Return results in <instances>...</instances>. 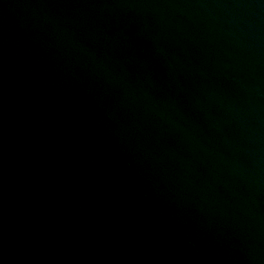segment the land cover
I'll return each mask as SVG.
<instances>
[{
    "label": "water",
    "instance_id": "water-1",
    "mask_svg": "<svg viewBox=\"0 0 264 264\" xmlns=\"http://www.w3.org/2000/svg\"><path fill=\"white\" fill-rule=\"evenodd\" d=\"M0 264H264V0H0Z\"/></svg>",
    "mask_w": 264,
    "mask_h": 264
}]
</instances>
